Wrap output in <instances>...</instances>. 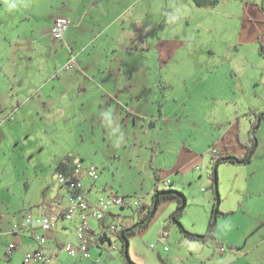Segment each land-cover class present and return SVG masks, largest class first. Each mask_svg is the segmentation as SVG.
I'll list each match as a JSON object with an SVG mask.
<instances>
[{"label": "rangeland", "instance_id": "374dc122", "mask_svg": "<svg viewBox=\"0 0 264 264\" xmlns=\"http://www.w3.org/2000/svg\"><path fill=\"white\" fill-rule=\"evenodd\" d=\"M83 3L0 0V114L14 113L13 121H21L13 154L21 155L23 169L31 174L45 172L49 165L54 167L53 160L66 156L71 158L62 165L79 160L86 168L98 166L96 182L84 177L85 182H95L101 195L131 199L126 206H115L120 214L114 217L115 225L134 222L135 201L149 203L157 184L182 190L187 197L182 224L204 233L215 195L213 156L225 146L235 155L243 154L241 141H248L252 110H264V55L258 50L264 44L259 23L264 0H219L202 7L192 0H141L147 14L131 23L127 13L123 25L105 32L100 18L93 16L98 12L86 11ZM70 13L78 18L65 40L54 38L53 19ZM69 43L78 53L76 67L86 68L89 78L70 90L61 85V92L47 97L49 106L28 107L30 96L74 58ZM69 75L62 79L80 78ZM258 139L252 162H221L217 171L220 209L230 212L219 217L217 238L242 245L248 257H231L228 244L221 255L215 250L217 241L186 239L168 218L171 229L163 241L167 251L162 264H264V226L245 234L263 216L259 197L249 195L264 183V122ZM53 180L59 187L56 174ZM166 202L177 206L174 200ZM167 212L162 217L169 216ZM15 223L19 221L11 216L6 225L13 230ZM157 226L152 224L144 236L148 245L156 244ZM181 240L193 250H182L177 260H169L166 255L177 250ZM121 244L117 238L112 247ZM207 245L213 251L204 258L199 248ZM7 248L5 243L0 247L3 261ZM225 256L227 263L217 261ZM63 259L66 263L72 258L65 252Z\"/></svg>", "mask_w": 264, "mask_h": 264}, {"label": "crops", "instance_id": "0c3cea01", "mask_svg": "<svg viewBox=\"0 0 264 264\" xmlns=\"http://www.w3.org/2000/svg\"><path fill=\"white\" fill-rule=\"evenodd\" d=\"M80 6H83L86 11L95 10L98 12L93 13V16L96 18H100L103 24L102 32H105V29L114 25L116 27H118V25H123L122 21L126 22V20H124L123 18L125 15H127V13L130 14L131 23L139 21L141 15L144 16L145 14H147V11L142 12L143 6L141 4V0H84V3L80 4ZM68 11L74 12L73 10ZM70 15L72 16H68L65 14V16L70 19V25L68 26L64 39L62 40H65L66 34H68V30L71 28V25L75 24L73 23V20H76L78 18V14L75 15V13H70ZM146 20L147 22H149V18H146ZM119 35L121 34H119V32L117 31V37ZM80 37L85 39L87 38L84 37V34ZM68 46L70 54L72 53L74 55V63L69 67H65L66 69H64L61 73H57V76L44 84L42 89H37L36 93L30 96L29 100L26 102V105L28 107L42 109L41 107L45 106L46 104L49 106L52 101L47 100V97L52 96L55 91L61 92V85L63 86V90H70L76 85V83L81 82L85 78H89L88 76L90 74L87 73L86 68L81 69L76 67L78 53L75 52V49L71 43H69ZM69 73V76H72V73L78 74L80 78L78 80H63L62 78ZM45 86H47L46 89L44 88ZM21 110L23 111L24 108L21 107ZM13 114L14 113H11L9 116H7V114H5V112L3 111L0 114V164H2V167H0V247L3 245V243L8 245V252L6 251L8 253V258L6 261H3L1 260L2 256H0V263L44 264L42 261H31L29 263L24 262L25 255L28 252L37 251L41 248L42 250L44 249L45 252L51 257V262L49 264H93L92 259L94 258H99L103 264H126L125 257L121 251V246L120 248H118L117 245H114L112 247V244H114L115 240L119 237L117 236L116 232L110 229V227L107 228L108 225H115V216H120V214L117 212L116 207H113L112 210L107 213L102 220L96 219L91 212H88L86 220L88 222L87 224L89 229L87 234L92 259L84 258L80 253L72 256L64 248V245L67 242L75 243L78 241L77 226L81 222L80 217L75 216L73 219H68L62 215L63 217H59L58 221H56V223L49 228H43L37 223V219L42 214L59 215L62 214L68 206L70 202L71 192L65 185L61 184L59 181L58 182L60 183V186L58 187V184L56 186L53 180V174H56L58 180V174L60 173L62 164L68 163V159H70L71 156H66L59 162L53 160L54 167L49 165L48 169L43 173L42 171H40L39 174L36 171L35 173L33 172V174L27 173L22 167L23 160L21 158V155L18 153L13 154V152L16 151L15 144L19 143V130L17 129L21 125V121H18V123L17 121H13ZM12 142L14 143L12 144ZM7 161H9V165H6ZM13 164H15V167L8 168V166L12 167ZM81 167L86 168L84 166ZM31 179H34L33 183L31 182ZM94 181L96 182V180ZM95 182H85V187L83 189L87 196L94 201L98 198V196L101 195L97 190L98 188H96ZM249 196H251L252 199L253 197H259L258 202L261 206V209L259 211L261 214H263V216L259 217V219L255 222L257 223V226L254 229H251L252 227L248 229L247 227L245 232V234H247V237L252 233H256L258 231V228L262 229L264 226V183L259 188L253 189L252 193ZM175 208L176 205H174V203L172 204L166 201L162 202L158 207L154 219L151 221L148 227L137 233L130 239L129 252L131 257L135 261L140 264H162L164 259L163 256L165 254L164 250L167 249V246L164 245L165 242L163 243V241L168 240L171 229L170 225L167 226L166 224L169 221L168 218L171 212ZM167 209H169L168 212ZM164 212H167L169 216L162 217L161 214ZM28 215H31L33 217V221L31 223L27 222L26 220ZM11 216H13L15 222L19 221V223H15L13 225V230L12 227L6 225V223L9 222ZM133 217V220L135 222L137 216L133 214ZM111 218L112 220L110 221ZM152 224H158L155 236H153V242H156L157 244H155V246L152 243V245H148V241L144 240V236ZM3 227L5 229H3ZM105 232H107V234L110 236V240L101 239V234ZM42 237H45L44 243L40 242V239ZM223 238L225 239L224 241H221V239L217 237L210 240L218 242L217 248L219 250L215 249L216 252L221 253L222 255L224 252L220 251V247H225L226 244H228L232 249L230 252L231 257L234 256L237 257V259H241V257H248V253H246V251L242 249V245L233 243V241L229 238ZM210 241L200 242L208 243ZM260 242L264 243L263 234H260ZM10 244H14V246L10 248ZM184 244L183 240H181L180 246H178L179 248L175 251H172L171 254L166 255L168 256L169 260H177L179 255H181L182 250H193V248L190 247V244H188V241ZM94 246H96L98 249L100 248L99 246H101L102 249H93ZM110 246L112 248H110ZM156 246H158L157 248L159 249H157V251H154L153 249ZM199 249L201 253L205 255L204 258H207L208 255L213 251L212 247L209 245L203 246ZM64 251L72 258L70 260H67L66 263L63 259V254L65 253ZM105 251L107 254H105ZM240 255L241 257H238ZM218 260L227 263L229 261V258L225 256L224 258H218L217 261ZM215 262L216 261H210V264H218L217 262ZM202 264H209V262L203 261Z\"/></svg>", "mask_w": 264, "mask_h": 264}, {"label": "trees", "instance_id": "16d2710c", "mask_svg": "<svg viewBox=\"0 0 264 264\" xmlns=\"http://www.w3.org/2000/svg\"><path fill=\"white\" fill-rule=\"evenodd\" d=\"M192 1L194 2L195 5L199 7L215 5L219 2V0H192ZM258 50L261 54L264 55V44H260L258 46ZM252 114L254 117L253 118L250 117L248 141H244V142L241 141L242 146L245 147L244 153L241 155H235L229 152L228 147L225 146L224 148L220 149L217 153H215V155L213 156L214 165H212L213 170L211 172V179H212L213 192H215V195H214V200L212 204L210 218L206 227V231L204 233H196L186 229L182 224L181 216L183 215L187 205V197L182 190L175 189L172 187L159 188L157 184L152 193L151 201L149 203H145V202L143 204L141 203L140 204L141 206L138 205L137 221H135L132 224L120 223L118 225L107 226V228L110 227L111 230L116 232L117 236L121 239L122 241L121 251L125 257L126 264H140L137 261H135L130 255L129 241L134 235H136L137 233L141 232L142 230L148 227V225L154 219L158 207L161 205L162 202L167 200H174L177 202V206L171 212L169 216V220L173 221L179 226V230L184 234V236H186L191 240H200V241H210L217 237L216 231H217L219 217L221 215L230 214V212H224L220 209L221 196L218 189V185H219V177L217 172L218 166L221 162H229L234 164H247L253 160V157L256 154V151L259 146L258 131L264 122V110L253 109ZM62 214H59L58 217H63ZM87 238H88V234H87ZM101 239L110 240V236L107 234V232H105L101 234Z\"/></svg>", "mask_w": 264, "mask_h": 264}, {"label": "built area", "instance_id": "2783aa9c", "mask_svg": "<svg viewBox=\"0 0 264 264\" xmlns=\"http://www.w3.org/2000/svg\"><path fill=\"white\" fill-rule=\"evenodd\" d=\"M69 25L70 19L65 15H59L53 20L51 34L54 38L63 39ZM73 63L74 58L67 64V67L71 66ZM85 176L96 180L99 176L98 166L95 165L83 168L79 165L78 160H75L71 166L62 165L60 173L58 174V181L65 185L71 192L70 202L62 215L68 219H73L75 216L81 219V222L77 226L78 241L75 243L67 242L64 248L72 256L80 253L82 257L92 259L87 238L89 227L86 218L88 212H91L96 219L102 220L113 207L126 206L131 199H128L125 195L111 193L108 195H100V197L94 201L83 191L85 187V180H83V178ZM170 184V179L165 181V185L169 186ZM141 203V200L135 201L136 206ZM58 219V214L41 215L37 219V223L43 228H49L54 225ZM26 220L31 223L33 217L28 215ZM40 242L44 243L45 237H42ZM13 246L14 244H10V248ZM220 249L224 251L225 247L221 246ZM31 261H42L44 264H49L51 262V257L44 249L42 250L40 248V250L28 252L25 255L24 262L29 263ZM92 262L93 264H103L99 258L92 259Z\"/></svg>", "mask_w": 264, "mask_h": 264}, {"label": "snow or ice", "instance_id": "6c2138e0", "mask_svg": "<svg viewBox=\"0 0 264 264\" xmlns=\"http://www.w3.org/2000/svg\"><path fill=\"white\" fill-rule=\"evenodd\" d=\"M259 23L261 24V28L264 29V15L261 16Z\"/></svg>", "mask_w": 264, "mask_h": 264}, {"label": "clouds", "instance_id": "9594fccd", "mask_svg": "<svg viewBox=\"0 0 264 264\" xmlns=\"http://www.w3.org/2000/svg\"><path fill=\"white\" fill-rule=\"evenodd\" d=\"M54 20V19H53ZM65 36V35H64ZM64 39V38H63ZM67 67V66H66ZM79 161V160H78Z\"/></svg>", "mask_w": 264, "mask_h": 264}]
</instances>
